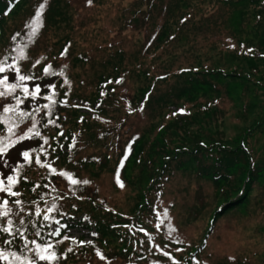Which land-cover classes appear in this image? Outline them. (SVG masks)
I'll return each instance as SVG.
<instances>
[{
    "label": "trees",
    "instance_id": "16d2710c",
    "mask_svg": "<svg viewBox=\"0 0 264 264\" xmlns=\"http://www.w3.org/2000/svg\"><path fill=\"white\" fill-rule=\"evenodd\" d=\"M42 2L0 0V56L20 46L31 58L22 62L24 72L43 76L39 65L32 67L37 58L64 72L36 81L43 93L50 91L43 85H56L52 116L42 112L37 119L41 124L56 119L59 127L38 125L48 139L46 155L39 153L42 139L17 145L37 153L22 169L27 179L14 189L20 196L7 198L10 206L15 199L23 202L13 207L25 209L26 223L43 225L41 234L57 255H66L58 264H249L247 254L264 264V250L241 248L230 255V249L215 254L207 249L211 222L220 211H243L264 175V135L255 136L264 134V0H47L43 26L30 40L26 22ZM5 103L15 101L0 98V105ZM29 103L37 101L22 107ZM230 117L240 128L233 138L223 131ZM5 128L0 125V134ZM73 137L75 147L69 150ZM37 154L56 175L35 163ZM125 155L120 188L114 173ZM61 171L81 183L71 185ZM182 171L213 186L214 209L205 224L195 222L203 219L201 209L212 207L207 196L201 206L187 205L176 221L163 215L162 206L172 211L186 204L171 198L162 205L165 185ZM181 191L185 200L188 187ZM53 204L54 220L65 218L66 226L73 222L94 231L91 244L63 239V229L50 236L54 222L29 215L37 206L43 213ZM169 225L176 229L171 235ZM34 230L29 225L26 235L32 238Z\"/></svg>",
    "mask_w": 264,
    "mask_h": 264
},
{
    "label": "snow or ice",
    "instance_id": "6c2138e0",
    "mask_svg": "<svg viewBox=\"0 0 264 264\" xmlns=\"http://www.w3.org/2000/svg\"><path fill=\"white\" fill-rule=\"evenodd\" d=\"M88 2L90 4L91 0H88ZM46 3L47 0L40 3L34 16L26 22V27L30 29V40L37 35L39 29L43 26L42 14ZM18 35L19 33H16L12 39L15 40ZM232 47L235 46L232 45ZM241 47H243V45H241ZM249 51H251V49H249ZM13 52L16 54L12 55ZM66 53L67 48H65L61 55L63 56ZM28 59L31 58L26 54L25 48L20 46H16L7 54L0 56V98L4 100L11 98L15 101L14 104L5 103L0 105V111L3 113L0 115V125L6 126L3 130V134H0V161H2V165H0V193L4 194V196H0V264H41V262H44V264H58L60 259H66V255H57V252L54 250L55 245L46 240L41 234L43 225L41 224L37 227L33 220H29L26 223L21 215L25 212V209L19 207L17 211H14L13 207L20 206L23 202L20 199H15L11 201L12 206H10V201L7 198L20 196V193L14 189L20 184L21 180L27 179V177L22 174V169L25 164L31 165L33 163V153H37V149L28 147L18 150L19 159L16 161L15 165L9 163V152L25 141L39 138L43 140V144H41L39 148V153H44L46 155L44 145L48 144V139L42 137L38 125L41 127L56 125V119H47L43 124L37 119V116L42 112L44 116H52V106L57 103L54 99L57 95L56 85L54 83L43 85V89L50 90L48 93H43L41 85L36 83V81L44 77L55 75L64 76L62 69L57 73L53 70L51 64L42 63L44 58H37L32 64L33 68H36L37 65L41 67L43 76H36L31 71L24 72L22 70V62ZM119 82V80L116 81V83ZM108 83L112 82L109 81ZM64 84H69L67 78H65ZM65 95H67V93H65ZM40 99L47 100L48 103L39 104L38 101ZM26 101H37V103L35 105L29 103L26 107H22L25 106ZM61 103L67 104V101H61ZM180 111L183 112V109ZM56 126L59 127V125ZM58 135L64 136V133L59 132ZM64 138L68 139L66 136H64ZM60 147L64 148V145L61 144ZM73 147H75V137L72 138V143L68 145V149L70 150ZM127 147L130 148V145ZM53 151H55V149H53ZM125 159H127V155L121 159L114 173L115 182L120 188L124 187V183L120 178V168L123 167ZM21 160L24 161L23 164L20 163ZM35 163L40 164L41 167L49 168L54 175L57 174V170L52 167L51 163L41 162L39 154L35 156ZM4 168L9 171H3L2 169ZM58 175L67 179L71 185L81 183L69 172L61 171ZM83 183L87 184L88 181L85 180ZM44 187H48V185H44ZM33 190L35 191V189ZM41 199H43V197H41ZM45 203L47 202L45 201ZM54 210H56L55 204L48 207L43 213L41 208L37 206L29 215H34L38 218L42 217L43 221H50L57 224L58 227L54 228L49 235L60 236L61 228L66 227V225H61L59 220H54V218L50 217L49 214ZM163 215L167 218V210L164 211ZM14 217H19V219L15 220ZM163 223L164 220H161L160 224L162 225ZM29 225L35 229L32 232V238L26 235ZM157 227H159V225H157ZM140 231L145 230L140 229ZM175 231L176 229L169 225V235ZM145 235H148V233L145 232ZM63 239L66 240L69 239V237L65 235ZM17 241H19V243H17ZM62 242L61 240L56 243ZM80 243L91 244L92 242L89 240L86 242L81 241ZM157 248H159V245H157ZM176 250L181 251V249ZM67 251L71 252L72 249L68 248ZM160 251L163 256L171 258L169 252L163 251V249H160ZM28 253H31V255H28ZM103 258L104 257L101 256V259Z\"/></svg>",
    "mask_w": 264,
    "mask_h": 264
},
{
    "label": "rangeland",
    "instance_id": "374dc122",
    "mask_svg": "<svg viewBox=\"0 0 264 264\" xmlns=\"http://www.w3.org/2000/svg\"><path fill=\"white\" fill-rule=\"evenodd\" d=\"M76 1L79 2L80 0H73L74 3ZM233 111L234 110H231V113H233ZM231 117L233 116L231 115ZM231 117L226 119V122L223 123V131L225 137L229 136L233 138L235 136H239L238 134L240 132V128L238 124H231L232 122H230L229 120L231 119ZM263 135L264 134H260L258 132L255 133V136L259 137L260 139L263 137ZM257 144L260 143L257 142ZM19 149L20 146H17L16 148L12 149L8 154V156L10 157V164H13V162L19 158ZM62 150L65 151V149L63 148ZM205 160L208 159H204L203 162ZM237 174L238 173L236 172V174L231 175V177L235 179ZM183 185H186V187H188V195L185 197V200H182L183 192L181 191V187ZM211 188H213V186L208 185V180L197 178V176L194 175L193 172L182 171L180 172L179 176H176V179L172 180L167 185H165L164 190L166 191V195L162 197V205H168V203H166V200L171 198H173V200H177L179 203L185 201L186 204H178L179 206L172 209V211L169 208L167 209L166 206H162V212L167 210V219L173 216L174 221H176L177 217L179 218L180 215H182V212L187 209V205L191 203H196L197 205L201 206L203 205L202 203L204 200V196H207V205H210L212 207L210 209H208V207L201 209L200 211L203 216V219L199 223L195 222V224L197 225L205 224V222H208L207 219L210 218L214 209L215 195H211ZM259 188H261L262 193ZM257 191H260V196L255 194L257 193ZM248 198H250V202L246 204L247 207H245L243 211H220V214L218 215L220 217L217 218L215 222H211L212 228L210 229V235L207 237V249L210 248L213 254L218 253L221 248L232 250L230 252V255L241 253V248L248 249L250 250V252H255L254 249H256V251L264 250V233L262 232L263 227H261L263 223L259 221V219L261 218L260 210H263L262 207L264 205V175L260 179V185L257 186L255 184V187L251 191V193H249ZM252 231H255V233L253 234ZM67 232H69V240L75 241L78 238L79 240H81L80 238L83 237H80L79 235L85 233L86 231L81 226L74 228V224H71V226L67 227ZM85 238L86 239H83V241H88L87 236ZM79 240V245L88 244H81ZM247 256L250 257L249 260L251 262L249 264L258 263L257 257L255 255L247 254Z\"/></svg>",
    "mask_w": 264,
    "mask_h": 264
}]
</instances>
